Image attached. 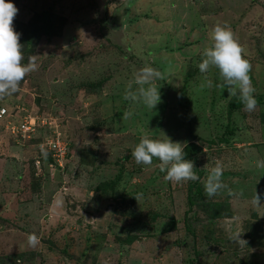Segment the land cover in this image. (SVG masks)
<instances>
[{
  "label": "rangeland",
  "instance_id": "1",
  "mask_svg": "<svg viewBox=\"0 0 264 264\" xmlns=\"http://www.w3.org/2000/svg\"><path fill=\"white\" fill-rule=\"evenodd\" d=\"M11 2L23 63L34 57L38 69L0 100V264H264V0ZM217 24L251 64L252 112L216 87V68L201 88ZM145 66L164 74L153 110L123 98ZM22 112L36 131L18 140ZM143 135L185 152L193 143L199 180L165 181L155 158L138 165L131 151ZM50 139L63 153L56 164ZM216 162L235 195H205ZM237 230L245 242L228 238Z\"/></svg>",
  "mask_w": 264,
  "mask_h": 264
},
{
  "label": "clouds",
  "instance_id": "2",
  "mask_svg": "<svg viewBox=\"0 0 264 264\" xmlns=\"http://www.w3.org/2000/svg\"><path fill=\"white\" fill-rule=\"evenodd\" d=\"M17 13L18 8L11 0H0V100L19 92L21 82L25 77L38 69L34 57H29L27 64L23 63L24 55L20 33L13 27V20ZM208 39L211 43L203 49L202 60L198 63L204 81L201 88L213 86L208 73L212 68H216L220 76V83L216 87L221 90L226 88L228 98H238L244 111H254L257 100L254 96L255 88L249 75L251 64L245 58L244 49L235 38L234 33L227 25L217 24L209 32ZM161 79H164V74L160 70L151 66L142 67L134 73L133 81L128 84L123 98L134 103H142L153 110L161 102L159 88L155 86V82ZM133 83L137 85L135 90L132 89ZM130 115V112H126L124 119L129 118ZM34 132H30V137ZM30 137H20L19 140L30 139ZM44 151H50V155L54 156L53 150L45 147ZM42 153L46 156L43 150ZM131 156L138 165L145 166L152 165L153 159H157L160 171L165 174V181L185 183L199 180V176L194 171L193 161L185 158L186 152L183 144L173 142L170 138L158 140L143 135L139 143L132 149ZM52 159L55 160L54 164L58 162L56 158ZM257 167H264V161H258ZM222 176L223 166L220 162H216L204 181V191L207 197L216 196L223 190H227L230 196L236 194L222 181ZM135 199L138 201L137 197ZM260 201L261 195L255 192L252 200L253 205L259 206ZM241 232V230L230 232L228 238L231 241L243 243L245 241L240 238ZM36 241L35 235H29L27 238L29 246H34Z\"/></svg>",
  "mask_w": 264,
  "mask_h": 264
},
{
  "label": "built area",
  "instance_id": "3",
  "mask_svg": "<svg viewBox=\"0 0 264 264\" xmlns=\"http://www.w3.org/2000/svg\"><path fill=\"white\" fill-rule=\"evenodd\" d=\"M4 113L5 108L2 107L0 109V116ZM26 114L27 112H22L19 117V124L16 127H13V130L18 133L16 134L18 140L20 137H30V132H34L36 130V117ZM45 145L47 149L53 150L55 158L59 160L58 162H60V159L63 157V153L61 152V147L59 146L57 140L50 139Z\"/></svg>",
  "mask_w": 264,
  "mask_h": 264
},
{
  "label": "trees",
  "instance_id": "4",
  "mask_svg": "<svg viewBox=\"0 0 264 264\" xmlns=\"http://www.w3.org/2000/svg\"><path fill=\"white\" fill-rule=\"evenodd\" d=\"M44 28L47 29V30H50V29H51V24H50V23L46 24V25L44 26ZM45 31H46V30H45ZM23 35H24V34H23ZM22 41H24V40H22ZM230 106L233 107V105H231V104H230ZM230 106H229V107H230ZM229 110H231V109H229ZM194 146H195V145H194L193 143H191V144L189 145L188 150H186V152H187V156H186L187 159H190L191 155H192V157H193V155L195 154L194 152H195L196 149L194 148ZM192 157H191V158H192ZM196 188H197V187H196ZM196 190H197V191H200L199 187H198ZM188 203H189V202H188ZM190 204H192V202H190L188 205L191 206ZM170 230H172V229H170Z\"/></svg>",
  "mask_w": 264,
  "mask_h": 264
}]
</instances>
